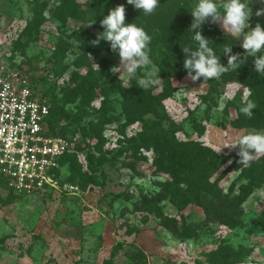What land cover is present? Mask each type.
Instances as JSON below:
<instances>
[{"label": "rangeland", "instance_id": "1", "mask_svg": "<svg viewBox=\"0 0 264 264\" xmlns=\"http://www.w3.org/2000/svg\"><path fill=\"white\" fill-rule=\"evenodd\" d=\"M96 2L0 0V71L27 76L51 111L66 116L57 128L72 151L58 189L18 196L0 183V240L5 239L0 264H222L214 256L220 250L232 264H264V187L244 201L241 227L206 225L201 206L179 209L162 192L171 178L154 166L155 152L133 147L132 138L143 124L127 121L122 89L135 85L139 90L137 80H120L111 71L120 58L109 43L92 46L103 28L69 16L71 7L86 10ZM192 2L194 7L196 0ZM249 7L252 27L264 26V15H256L264 11V0H250ZM236 43L245 53L241 39ZM150 61L138 75L160 76L158 86L146 89L157 95L166 89L161 72H168L160 71L151 56ZM169 81L168 91L175 92L164 105L179 127L176 138L228 156L212 181L220 180L226 193H239L247 182L230 168L239 149L228 145L256 130L231 124L248 102V84L235 78L222 82L219 104L208 114L207 82H194L187 74Z\"/></svg>", "mask_w": 264, "mask_h": 264}, {"label": "trees", "instance_id": "2", "mask_svg": "<svg viewBox=\"0 0 264 264\" xmlns=\"http://www.w3.org/2000/svg\"><path fill=\"white\" fill-rule=\"evenodd\" d=\"M192 1L159 0V6L154 12L151 15H144L132 5H128L126 0H97L96 3H88L86 10H82L78 5L71 7L69 16L87 25L95 20L91 26L101 28L100 21L104 15L108 14V10L124 4L125 22L136 23L148 33L151 37L148 45L149 55L160 67V71L168 72L167 75L161 72L162 78L166 81V89L157 95L153 90H138L135 85L131 89H122L123 108L127 121L130 123L140 121L143 124L142 131L132 138L133 147L152 149L155 152L154 166L171 178L164 185L162 192L179 209L189 204L201 206L206 215V225L218 223L236 229L242 226L246 216L243 209L244 201L256 190L264 187V155L250 162L247 167L241 166L238 163L239 157H236L230 168L236 172L240 171V178L247 183L241 185L239 193L233 189L226 193L220 186V180L212 181V178L229 162L228 156L217 153L201 142H180L175 135L179 127H176L174 121L170 119L164 105V101L175 92L167 89L170 88V77L182 78L187 74L183 67L184 54L181 49L185 46H194L190 41V33L187 32L193 21L190 14L193 8ZM35 11L38 15L42 13L38 9ZM203 35L213 43H210V46L214 48L218 56H221V63L227 64V57L222 56L225 46L233 45L232 54L240 53L242 57L245 55L238 48L235 38L223 33L215 24L206 23L203 26ZM153 36H156V40H153ZM160 39L163 41L158 45ZM233 78L248 84L251 93L248 102L255 103L256 108L252 110L251 118L239 111L238 117L231 123L232 126L235 129L263 130L264 75H258L253 70V60L250 56L245 58L237 71L229 70L219 78L206 81L210 85L205 99L207 113L211 114L219 104L221 94L219 86L222 82ZM63 113L66 114L65 111ZM62 118L66 116L58 111H51L50 128L52 132L61 136L63 135L57 126ZM200 134L203 135V131ZM69 156L70 154L62 158L60 163L62 169L68 166ZM62 171L59 173L60 180ZM0 183L6 187L3 179H0ZM153 208L162 218L159 207L155 205ZM4 242L5 239L0 240V247ZM223 252L220 250L214 256L219 257L222 264H232L234 261L229 254L226 255Z\"/></svg>", "mask_w": 264, "mask_h": 264}, {"label": "clouds", "instance_id": "3", "mask_svg": "<svg viewBox=\"0 0 264 264\" xmlns=\"http://www.w3.org/2000/svg\"><path fill=\"white\" fill-rule=\"evenodd\" d=\"M126 3L144 15H151L159 6V0H126ZM249 3L250 0H223L220 3L217 0H196L190 12L193 21L187 30L194 46L181 49L184 54L183 67L192 81L202 78L206 82L219 78L229 70L237 71L248 56L252 57L253 70L258 75H264V26L256 23L252 27L253 12ZM125 11L124 4L109 9L100 21L104 31L91 44L96 47L104 41L110 44L113 52L118 53L120 64L111 71L118 73L120 80L122 77L125 81L136 78L138 88L142 90L158 86L161 83L160 76L152 78L138 75V70L151 62L148 50L151 37L136 23H126ZM256 15H264V11H257ZM93 23L95 20L89 25ZM206 23L219 24L225 33L231 34L236 40L241 39L240 47L245 50V55L232 54L233 45L225 46L222 56L227 57V64L221 63V56L216 54L210 46L212 42L203 35ZM250 94V90H246V95ZM232 95L234 93H225L228 97ZM255 108L256 104L249 101L240 111L251 118ZM228 147L239 149L238 163L247 167L257 156L264 155V131L249 130Z\"/></svg>", "mask_w": 264, "mask_h": 264}, {"label": "built area", "instance_id": "4", "mask_svg": "<svg viewBox=\"0 0 264 264\" xmlns=\"http://www.w3.org/2000/svg\"><path fill=\"white\" fill-rule=\"evenodd\" d=\"M50 115L27 76L0 71V178L15 195L59 188L61 160L72 151L66 137L52 132Z\"/></svg>", "mask_w": 264, "mask_h": 264}, {"label": "crops", "instance_id": "5", "mask_svg": "<svg viewBox=\"0 0 264 264\" xmlns=\"http://www.w3.org/2000/svg\"><path fill=\"white\" fill-rule=\"evenodd\" d=\"M63 170V169H62ZM62 173V172H61Z\"/></svg>", "mask_w": 264, "mask_h": 264}]
</instances>
